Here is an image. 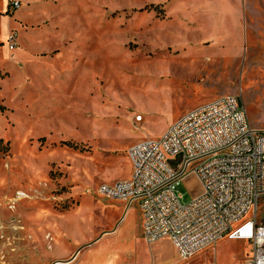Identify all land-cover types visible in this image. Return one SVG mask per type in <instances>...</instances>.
Instances as JSON below:
<instances>
[{
  "label": "rangeland",
  "instance_id": "obj_1",
  "mask_svg": "<svg viewBox=\"0 0 264 264\" xmlns=\"http://www.w3.org/2000/svg\"><path fill=\"white\" fill-rule=\"evenodd\" d=\"M12 1L0 0V264H178L169 238L145 241L137 202L99 188L130 177L131 145L220 95L264 129V0ZM177 191L187 203L202 187L190 175ZM251 253L227 237L192 261Z\"/></svg>",
  "mask_w": 264,
  "mask_h": 264
},
{
  "label": "built area",
  "instance_id": "obj_2",
  "mask_svg": "<svg viewBox=\"0 0 264 264\" xmlns=\"http://www.w3.org/2000/svg\"><path fill=\"white\" fill-rule=\"evenodd\" d=\"M19 9L21 2L12 1ZM8 49L18 45L11 31ZM129 178L104 183L99 192L126 204L137 202L148 244L169 238L178 264L224 238L249 242L246 264H264V129L253 128L240 97L220 95L188 111L161 138L145 137L128 149ZM194 175L202 192L182 202L178 186Z\"/></svg>",
  "mask_w": 264,
  "mask_h": 264
},
{
  "label": "bare ground",
  "instance_id": "obj_3",
  "mask_svg": "<svg viewBox=\"0 0 264 264\" xmlns=\"http://www.w3.org/2000/svg\"><path fill=\"white\" fill-rule=\"evenodd\" d=\"M250 89H251V88H250ZM257 93H258V92H257ZM252 100H253V99H252ZM251 104H252V103H251ZM251 104H249V105H251ZM252 108H253V106H252ZM117 164H118V163H117ZM115 165H116V164H115ZM113 167H114V166H113ZM109 169H110V168H109ZM20 194H22L24 197H26L24 193L21 192Z\"/></svg>",
  "mask_w": 264,
  "mask_h": 264
},
{
  "label": "water",
  "instance_id": "obj_4",
  "mask_svg": "<svg viewBox=\"0 0 264 264\" xmlns=\"http://www.w3.org/2000/svg\"><path fill=\"white\" fill-rule=\"evenodd\" d=\"M75 256H73L68 262L72 261L74 259Z\"/></svg>",
  "mask_w": 264,
  "mask_h": 264
},
{
  "label": "crops",
  "instance_id": "obj_5",
  "mask_svg": "<svg viewBox=\"0 0 264 264\" xmlns=\"http://www.w3.org/2000/svg\"><path fill=\"white\" fill-rule=\"evenodd\" d=\"M122 179H125V178H122ZM119 180H121V179H119ZM117 181V180H116ZM58 262H55V264H57Z\"/></svg>",
  "mask_w": 264,
  "mask_h": 264
}]
</instances>
